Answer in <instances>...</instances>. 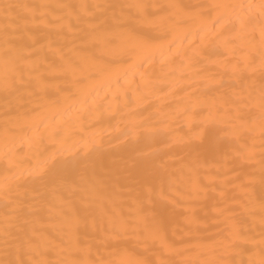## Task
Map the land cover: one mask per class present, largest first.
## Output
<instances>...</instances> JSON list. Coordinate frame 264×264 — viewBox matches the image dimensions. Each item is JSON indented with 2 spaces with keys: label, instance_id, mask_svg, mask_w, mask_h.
<instances>
[{
  "label": "bare ground",
  "instance_id": "1",
  "mask_svg": "<svg viewBox=\"0 0 264 264\" xmlns=\"http://www.w3.org/2000/svg\"><path fill=\"white\" fill-rule=\"evenodd\" d=\"M0 264H264V0H0Z\"/></svg>",
  "mask_w": 264,
  "mask_h": 264
}]
</instances>
